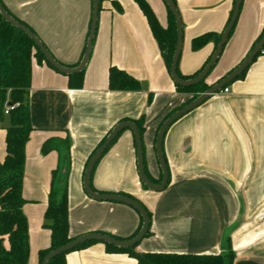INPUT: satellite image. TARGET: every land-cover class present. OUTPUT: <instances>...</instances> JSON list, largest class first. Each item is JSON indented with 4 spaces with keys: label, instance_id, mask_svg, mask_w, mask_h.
Here are the masks:
<instances>
[{
    "label": "crops",
    "instance_id": "0c3cea01",
    "mask_svg": "<svg viewBox=\"0 0 264 264\" xmlns=\"http://www.w3.org/2000/svg\"><path fill=\"white\" fill-rule=\"evenodd\" d=\"M1 1L34 31L56 61L68 67L79 62L91 22V0ZM145 1L166 27L163 0ZM233 7V0L176 1L182 23L181 75H194L214 52L212 41L195 51L192 40L221 33ZM263 27L264 0H242L232 34L205 83L214 85L233 71ZM110 67L133 76L140 89L109 90ZM227 89L228 93L212 95L166 131L162 151L169 181L162 192L142 188L129 130L96 164L91 179L95 191L130 195L150 213L149 236L138 244L137 252L217 255L229 237L233 264H264V50ZM187 98L176 91L147 20L132 0L102 2L81 89H70L65 75L32 62L28 93L32 132L24 150L22 183L27 264H39L38 253L49 247L50 233L42 226L44 212L52 172L66 161L69 235L101 233L127 239L135 232L139 217L132 208L86 195V161L121 120L143 118V160L149 175L158 179L156 130ZM8 125V117H1L0 163ZM65 137L70 140L68 155L58 150L41 154L44 142ZM65 262L138 264L126 254L107 252L102 243L68 253Z\"/></svg>",
    "mask_w": 264,
    "mask_h": 264
},
{
    "label": "trees",
    "instance_id": "16d2710c",
    "mask_svg": "<svg viewBox=\"0 0 264 264\" xmlns=\"http://www.w3.org/2000/svg\"><path fill=\"white\" fill-rule=\"evenodd\" d=\"M103 1L104 0H98L99 2L98 14L101 10V4ZM132 1L138 6L140 11L146 18L152 36L155 39L157 46L159 48L165 67L168 73L170 74L171 62L176 48V40H177L176 25L172 13L165 5L167 10L168 22L166 27H162L159 24L149 4L145 0H132ZM172 1L176 6L177 0H172ZM234 2L235 0H233V6H234ZM113 3L117 8V10H120L119 5L116 2ZM0 4L3 7V9L12 18H14L17 22H19L21 25H23L28 30H30V32L36 35L31 28H29L22 21L18 20L5 7V5L2 3L1 0H0ZM232 11L230 13V16L228 18V21L224 29L229 23ZM91 12H92V0H91ZM223 31L219 34L207 33L193 39L192 49L195 51L199 50L204 45L212 41L214 43V51H215ZM232 31L230 35L232 34ZM263 34H264V27L259 37L256 39L255 43L252 45L250 51L262 38ZM44 47L46 48L45 45ZM263 50L264 47L257 54L255 59L260 54H262ZM84 51H85V46L83 48L81 58L84 54ZM213 53L205 61L202 67L192 76L186 77L181 75L178 70V63H177V68H176L177 76L182 80H188L196 77L209 63ZM33 61H35L37 64L44 63L45 65L56 71L50 64H48L45 61L42 53L39 51V49L30 39L22 31L6 23L0 15V117L3 114L2 109L6 102L7 104L10 103V107H11V110L7 114L9 125L5 129L6 130L5 156L2 163H0V264H27L28 256H29L28 224L26 217L24 216L22 211V208L25 204V201L22 197V183L24 178V164H25L24 150H25V145L29 139L30 133L32 132V126L30 123V112L28 106V93L31 86V66ZM79 62L73 67H76L79 64ZM245 71L235 80L242 78ZM83 74H84V70L80 73L66 76L68 78V86L70 89H81L83 84ZM205 80L206 79L188 88H182L174 84L176 91L178 93L187 95L188 98L182 105L172 109L160 122L155 133L154 145H155L157 132L161 127L162 123L175 111L188 105L193 100H195L199 95L205 93L208 89H210L213 86V85H207L205 83ZM228 85H226L224 88H227ZM108 88L111 91H136L140 89V83L133 76L127 74L126 72L117 69L116 67H110L108 72ZM122 122H131L135 124V126L139 131L141 142L143 141V134H144L143 118H140L138 120L124 119L121 120L119 123ZM110 131L107 132V134L102 138V140L98 143V145L89 155L84 170L89 160L96 152V150L102 145V143L104 142ZM124 131H122L117 135V137L108 146L104 154L116 142V140L120 137V135ZM133 144H134V148L136 149L134 137H133ZM52 150H58L68 155L70 151L69 138L65 137L64 139H49L46 142H44L43 145L41 146L42 155H46ZM142 150H143V144H142ZM164 161L167 168V163L165 158ZM68 167H69V162L66 161L65 165L57 167L52 172V179L48 193L47 207L44 212V222L42 225L43 228L48 230L50 233V244L47 249L40 251L38 253L39 264H42L43 259L48 253L78 238V237H71L69 235L68 194H67ZM143 167H144V173L151 183L155 185L161 183L162 181L161 173L158 179H153L149 175L146 169L144 160H143ZM94 170L95 167L90 177L91 188H92L91 179ZM167 173H168V168H167ZM168 181H169V173H168ZM142 188L144 190H147V188L143 185ZM92 190L94 189L92 188ZM98 193H103V192H98ZM117 195L131 198L137 201L139 204H141V206L145 209L149 218V227L144 238L148 237L150 223H151V217L148 210L145 208V206L142 203H140L138 200H136L134 197L130 195H126L123 193H118ZM135 212L139 217V224L135 232L130 237H128L127 239H120L109 234L106 235L117 240H130L134 238L138 234L142 225V219L140 215L138 214L137 211ZM95 243L97 242H87L78 247H75L71 251L53 258L49 262V264H66L65 256L68 253L81 250ZM104 246L107 252L126 254L129 257L136 260L138 264H233L235 257L229 237L225 239L224 251L217 255L141 253L136 251V247L138 246V244L128 249H117L107 244H104Z\"/></svg>",
    "mask_w": 264,
    "mask_h": 264
},
{
    "label": "water",
    "instance_id": "95a60500",
    "mask_svg": "<svg viewBox=\"0 0 264 264\" xmlns=\"http://www.w3.org/2000/svg\"><path fill=\"white\" fill-rule=\"evenodd\" d=\"M163 1L174 17V21L176 25V34H177L176 48L173 54L171 67H170V77L173 83L177 86H180L182 88L192 87L198 84L199 82L203 81L204 79H206L209 73L215 67L216 63L218 62V59L222 53L224 46L226 45L229 35L235 26L242 0H235L229 23L224 29L209 63L205 66V68L201 71L199 75H197L194 78L188 79V80H182L176 74L177 63H178V59H179L181 48H182V23L180 20V16L172 0H163ZM98 10H99L98 0H92L91 22H90L88 37H87L86 44H85L84 54L79 64L76 67H66L58 63L54 59V57H52L50 52L44 47L40 39L36 35H34L32 32H30V30H28L26 27H24L19 22H17L14 18H12L3 9V7L0 4V15L3 18V20L6 23L10 24L12 27L22 31L39 49L45 61L48 64H50L57 72L65 76L77 74L85 70L88 64L89 58H90L91 51H92V44H93V40L95 37L96 26L98 22ZM263 47H264V34L262 38L258 41V43L247 54L244 60L232 72H230L226 77H224L222 80L214 84L205 93L199 95L191 103L175 111L171 116H169L162 123L161 127L159 128L157 132L155 145H154L156 157H157L159 167L161 170V174H162V181L160 184L155 185L151 183L144 173L142 142H141L139 131L137 127L135 126V124L131 122H122V123L117 124L115 127H113L110 133L108 134V136L106 137V139L104 140V142L102 143V145L93 154V156L89 160L84 170L83 189L86 195L94 201L118 203V204L126 205L134 209L135 211H137L142 219V225H141V228L138 234L130 240H117L106 234L88 233L48 253L43 259L42 264H49V262L53 258L61 254L67 253L71 251L72 249H74L75 247H78L87 242L103 243V244L113 246L117 249H128V248H132L136 246L137 244H139L144 239L147 233L148 227H149V218H148L147 212L141 206V204H139L137 201L131 198L120 196L117 194L98 193L92 190V188L90 187V177H91L94 167L96 166L98 161L101 159L102 155L104 154L108 146L117 137V135L124 130H129L133 134V137L135 140L137 170H138V176H139L141 184L145 186L147 190L151 192H155V193L162 192L168 183L167 168H166V164H165L163 154H162V142H163L164 135L166 131L168 130V128L172 124H174L177 120H179L186 114L190 113L191 111H193L194 109L202 105L206 100L209 99V97L221 92L226 85L233 82L238 76H240L248 68V66L253 62V60L255 59V57L257 56V54L261 51ZM7 106H10V103H8Z\"/></svg>",
    "mask_w": 264,
    "mask_h": 264
},
{
    "label": "built area",
    "instance_id": "2783aa9c",
    "mask_svg": "<svg viewBox=\"0 0 264 264\" xmlns=\"http://www.w3.org/2000/svg\"><path fill=\"white\" fill-rule=\"evenodd\" d=\"M222 92L223 93H228V89L224 88ZM10 110H11V107L7 106L6 109L4 110V114L7 115Z\"/></svg>",
    "mask_w": 264,
    "mask_h": 264
},
{
    "label": "rangeland",
    "instance_id": "374dc122",
    "mask_svg": "<svg viewBox=\"0 0 264 264\" xmlns=\"http://www.w3.org/2000/svg\"><path fill=\"white\" fill-rule=\"evenodd\" d=\"M6 107H7V102L5 103V105L3 106V109H2L3 114H2L1 117H3L4 119H5V117H7V116L4 115V110L6 109Z\"/></svg>",
    "mask_w": 264,
    "mask_h": 264
}]
</instances>
